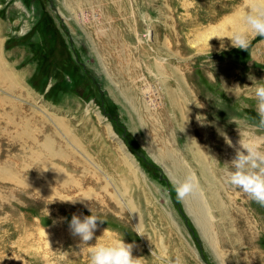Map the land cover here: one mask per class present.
Returning a JSON list of instances; mask_svg holds the SVG:
<instances>
[{"label":"rangeland","instance_id":"374dc122","mask_svg":"<svg viewBox=\"0 0 264 264\" xmlns=\"http://www.w3.org/2000/svg\"><path fill=\"white\" fill-rule=\"evenodd\" d=\"M101 1L109 22L102 26L114 46L91 22L78 26L64 0H0L5 64L17 72L30 68L21 77L24 87L34 92L32 99L21 93L10 96L0 86V96L33 113L35 124L46 134L52 120L70 126L85 155L116 180L123 191L118 198L125 203L124 209L111 206L105 213L93 204L82 208L81 220L94 208L93 214L105 221L97 222L93 239L85 243L67 223L73 217L72 206L59 196L64 207L59 220L35 232L39 238L34 264H90L87 247L95 246L107 228L133 245L132 256L143 258L142 264H257L254 250L234 241L211 205L208 213L222 246L219 251L212 248L186 200L178 198L179 183L152 143L160 139L173 156L171 163L181 164L177 156L186 160L204 186L220 191L231 186L225 167L231 169L241 135L264 136L251 90L244 89L238 97L231 91L264 81V37H251L247 51L232 46V13L242 0H122L119 8L111 0ZM196 98L203 107L192 103ZM30 102L46 115L36 118ZM197 115L206 117L203 123ZM107 126L113 136L103 134ZM110 143L123 149L129 171L113 155ZM191 144L203 147L205 166ZM55 201L48 204L53 211ZM258 209L262 213L263 205ZM5 230L10 227L0 232V255L5 257L0 264H24L25 255L11 250L18 246V235L12 238L9 231L4 237ZM259 251L264 252V244Z\"/></svg>","mask_w":264,"mask_h":264},{"label":"bare ground","instance_id":"6f19581e","mask_svg":"<svg viewBox=\"0 0 264 264\" xmlns=\"http://www.w3.org/2000/svg\"><path fill=\"white\" fill-rule=\"evenodd\" d=\"M111 1L118 8L122 2V0ZM64 5L78 26L83 22H91L100 32L101 37L107 40L109 45L114 46L111 34H108L102 26L109 22L101 0H64ZM4 45L5 43L0 41V86L7 89L10 96L12 93H21L32 99L34 92L24 87V78L21 77L25 76L30 68L17 72L15 67H8L5 64ZM16 51L18 52L19 49ZM171 101L174 102V99L171 98ZM30 104L33 106L36 118L39 113L46 115L45 109L38 107L36 103L30 102ZM18 105L20 104L13 102L10 98L0 96V216H5L3 220L0 219V228L2 227L0 232L8 225L9 231L12 236L14 235L12 238L18 235L16 242L18 246H12V252L19 251L25 255L26 264H34V253L38 250L37 238H39L35 232L40 228L43 229V224L53 222L59 217L58 213L61 214L59 210L63 207V204L58 202L59 196H62L64 200L76 199L74 203H68L72 206L71 214L79 218H81L82 208L89 209L92 204L105 213L111 210V206L116 210H122L124 209L122 205L125 203L118 198L123 191L116 187V180L102 169L103 167H99L94 159L90 160L85 155L83 145L70 126L62 120H52V127L46 134L44 129L35 124L33 113H28ZM183 122L186 132L187 124L184 120ZM102 132L106 137L113 136L112 129L108 126L107 129L103 128ZM187 133L192 143L191 134ZM110 145L113 155H117L122 164L124 163L125 170L129 171L131 164L128 157L124 156L123 149L118 150L111 143ZM152 145L153 150L159 152L160 160L167 162L166 166L173 180L180 185L186 178L191 177L198 184V191L184 197V200L189 213L196 218L204 238L212 248L219 251L222 246L215 221L208 213H211V205L216 213L223 217V222L234 235V241L254 250L252 255L254 261H257V264H264V252L259 251L264 244V205L261 213L258 209L260 204L239 189L229 186L220 191L213 185L204 186L189 168L186 160L176 155L177 160L180 161L177 163L181 164L171 163L173 156L169 149L161 145L160 139ZM191 146L194 155L198 156L201 164L205 166L203 147L192 144ZM236 150L244 151L241 146H238ZM170 164L174 165L173 168H170ZM69 170L80 175L77 176ZM123 186V190H128L126 185ZM98 189L103 193H100ZM112 190H115L114 194ZM58 191L59 194H57ZM53 199L56 200L57 207L60 205L59 209L54 206L55 211L48 208V204L54 205ZM35 213L38 214L37 221L34 220ZM252 217L255 222H251ZM71 219L72 217L68 218L67 223ZM6 231H3L4 237L10 234ZM256 236H262V238L258 239ZM7 250L8 248L4 245V251ZM4 258L0 255V261H5Z\"/></svg>","mask_w":264,"mask_h":264},{"label":"clouds","instance_id":"9594fccd","mask_svg":"<svg viewBox=\"0 0 264 264\" xmlns=\"http://www.w3.org/2000/svg\"><path fill=\"white\" fill-rule=\"evenodd\" d=\"M232 16L235 18L232 21L234 24L231 37L233 47L247 51L251 37H264V0H242ZM221 46L223 47V45ZM209 49L211 52L210 45ZM244 89L251 90L250 96L256 100V111L260 118V127L264 128V81H253L252 87L245 86L241 88L237 85L231 91L238 97ZM192 103H196L197 107H203L197 98ZM196 119L203 123L206 117L197 115ZM225 140L231 146V141L227 137H225ZM239 143L244 151L237 152L231 169L225 167L228 169L227 182L232 187L247 194L258 204L264 205V136H249L245 139L241 135ZM175 191L178 198L182 199L197 192L198 184L189 177L176 186ZM75 201L76 199L65 200L64 202L74 203ZM91 211L92 215L84 217L83 220L73 215L70 221L73 234L80 236L85 243L93 239L97 222H105L93 214V209ZM137 233L140 235L139 232ZM104 237H107L108 240L101 243L100 241ZM87 248L90 250V264H142L143 258L134 259L132 256L133 245L126 244L123 238L110 232L108 228L105 229L103 236L98 238L95 246Z\"/></svg>","mask_w":264,"mask_h":264}]
</instances>
